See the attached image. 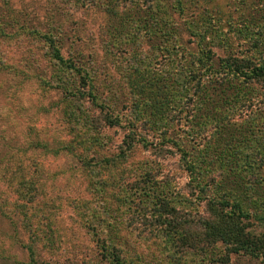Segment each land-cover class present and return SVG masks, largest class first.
<instances>
[{
	"label": "rangeland",
	"instance_id": "374dc122",
	"mask_svg": "<svg viewBox=\"0 0 264 264\" xmlns=\"http://www.w3.org/2000/svg\"><path fill=\"white\" fill-rule=\"evenodd\" d=\"M2 1H6L12 13L7 14L6 32L14 37L0 40V56L13 65L11 70L0 71V195L7 191V182L1 177L4 173L7 176L6 172L2 173L6 161L12 163L15 159L14 165L34 164L52 222L45 227L50 233L46 244L51 246L45 242L35 245L31 244L23 223H11L0 214V264H89L95 251L84 232L86 212L81 204L117 209L122 212L124 223L115 224L124 226L137 200L132 184L144 177L145 172L150 173L149 185L163 186L174 195L179 207L202 213L203 203L191 192L190 180L183 169L182 150L190 154H195L196 150L194 137L189 139L188 129L195 126L185 117L188 113H174L166 108L162 115L170 117V121L164 126V139L148 136V145L136 142L125 158L118 157L124 135L132 128L127 122L137 119V109L133 110L130 102L141 97V90L137 86L131 90L132 84H147L149 78L151 82L157 80L158 84L173 82L172 89L180 90L184 84L188 89L185 93H190L187 77H179L187 69L186 62L192 59L186 53L188 47L182 49L180 45L188 36L181 35L182 41L176 42L180 47L167 40L157 50L149 45L153 37L144 40L134 34L123 42L116 41L121 33L117 34L114 16L106 8L112 0H0V4ZM133 1L136 8L151 3V0ZM197 2V11L217 21L220 36L229 41L232 48L241 50L237 46H246L251 34L264 31V0ZM21 24L37 30L38 35L34 38L18 35L17 28ZM210 31L212 29H207L206 34ZM42 34L53 39L64 59L74 60L77 68L81 66L80 72L67 74L71 77L68 83L78 85L81 76L89 77L96 103L106 104L103 110L118 116V124L104 129L103 146L100 140V146L93 145L89 151L73 144L72 153L62 149L70 143L68 118L59 103V89H48L41 82L55 72V68L51 70L47 54L49 42L40 37ZM211 43L215 56H224L221 48L215 46L216 42ZM86 105L90 106L89 112L98 111L89 101L83 102V106ZM187 105L193 107L194 112L200 106L194 100ZM135 133L143 134V130L136 128ZM102 156H106V165L99 169L93 163ZM203 167L205 175L216 172L214 166L203 164ZM124 232L130 236L129 243L124 245L133 264H215L214 257L222 252L216 244L205 253L181 254V250L176 253L164 237L137 235V230L132 229ZM229 262L250 264L241 255H231Z\"/></svg>",
	"mask_w": 264,
	"mask_h": 264
},
{
	"label": "trees",
	"instance_id": "16d2710c",
	"mask_svg": "<svg viewBox=\"0 0 264 264\" xmlns=\"http://www.w3.org/2000/svg\"><path fill=\"white\" fill-rule=\"evenodd\" d=\"M134 2L112 0L106 5L114 16L117 34L121 33L116 41L123 42L134 34L144 40L153 37L149 45L157 50L167 40L180 47L176 42L182 41V34L187 35L180 45L182 49L188 47L186 53L192 59L186 62L187 69L179 77H187L190 93H185L188 89L184 84L180 90L172 89L173 82L158 84L157 80L151 82L149 78L146 80L150 84H132L131 90H135V86L141 90V97L130 102L133 110L137 109V119L127 122L132 128L124 135L118 157L125 158L136 142L148 145V136L164 139V126L170 121V117L162 115L166 108L174 113H188L185 117L195 126L188 129L189 139L194 137L196 150L195 154L182 150L183 169L193 183L188 182L191 192L203 203L204 213L179 207L174 195L163 186L149 185L150 173L145 172L144 177L132 184L137 200L132 207L134 214L125 222L128 224H115L124 223L122 212L117 209L81 204L86 212L84 232L95 251L94 259L88 262L133 264L124 245L130 239L124 231L132 229L137 230V235L164 237L165 242L171 243L176 253L181 250V254L205 253L219 244L222 252L212 258L215 264H232L231 255H241L250 264H264V31L251 34L249 43L243 48L237 46L241 49L237 50L220 36L215 19H207L197 11V0H151L144 8H136ZM9 9L6 1H2L0 40L14 37L6 32ZM9 18L12 22V17ZM207 29L212 31L206 34ZM17 34L34 38L38 31L21 24ZM40 37L49 42L47 54L51 70L55 68L48 78H40L41 82L48 89H59V103L68 118L70 143L62 149L72 153L73 144L89 151L93 145L100 146V140L103 146V131L118 124V116L103 110L106 104L96 103L89 77L81 76L78 85L68 83L71 77L67 74L80 72L81 66L77 68L74 60L64 59L51 37L46 34ZM211 42H216L215 46L221 48L224 56H215ZM12 66L0 56V71L11 70ZM193 100L200 104L197 112L187 105ZM85 101L98 111L89 112L90 106H83ZM136 128L143 130V134L136 135ZM14 160L6 161L2 167V173L7 175H1L7 182V191L0 195V214L11 223H23L31 244L45 242L51 246L46 244L50 233L45 231L52 222L51 215L45 208L42 184L37 182V167L30 163L14 165L17 163ZM93 164L100 169L106 165V156ZM203 164L214 166L216 172L205 175Z\"/></svg>",
	"mask_w": 264,
	"mask_h": 264
}]
</instances>
